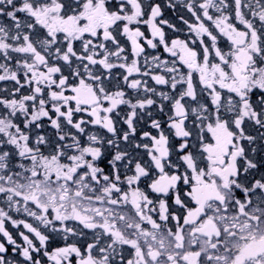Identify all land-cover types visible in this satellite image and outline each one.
Returning a JSON list of instances; mask_svg holds the SVG:
<instances>
[{
	"label": "snow or ice",
	"instance_id": "snow-or-ice-1",
	"mask_svg": "<svg viewBox=\"0 0 264 264\" xmlns=\"http://www.w3.org/2000/svg\"><path fill=\"white\" fill-rule=\"evenodd\" d=\"M0 264H264V0H0Z\"/></svg>",
	"mask_w": 264,
	"mask_h": 264
}]
</instances>
